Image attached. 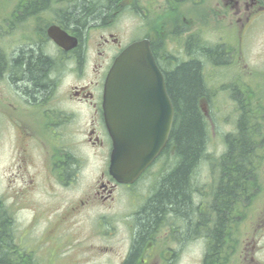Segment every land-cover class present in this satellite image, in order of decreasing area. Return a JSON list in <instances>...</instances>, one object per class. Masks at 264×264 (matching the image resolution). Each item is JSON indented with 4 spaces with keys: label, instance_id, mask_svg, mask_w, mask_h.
<instances>
[{
    "label": "rangeland",
    "instance_id": "1",
    "mask_svg": "<svg viewBox=\"0 0 264 264\" xmlns=\"http://www.w3.org/2000/svg\"><path fill=\"white\" fill-rule=\"evenodd\" d=\"M26 1L0 0V50L3 51L0 53L5 52L8 58H12L18 49L27 48L28 44L34 47V39L37 38L38 30L45 22L44 18L38 17L33 24L26 19L25 13L22 14L23 17H15L18 14V6L25 4ZM216 1L191 0L190 5H187L184 0L180 6H174V10H168L164 0H128L123 10L115 13L110 27L88 28L85 35L91 43H94L103 33L102 30L106 29L122 43H126L136 36L142 38L144 32L141 20L145 19L146 21L143 22L146 23L149 32H154L157 27L164 28V35L169 40L165 47L168 53L172 52L168 47L172 48L182 43V48L186 51L187 34L174 30L181 29L182 16H190L195 23L192 28L196 38L201 40L204 38L212 44L211 46H215L220 33L228 31L229 34L232 31L229 24L235 21V17L229 15L227 19L222 18L218 22L219 17H216L214 11ZM127 4L135 5L137 12L128 13V9H124ZM236 37L237 33L233 37H230V34L227 36L229 47L235 42ZM242 46V59L232 60L230 63L232 67H223L221 64L217 66L212 60H206L208 58L204 56L205 43H193L188 54L189 58L193 57L203 64L201 70L210 83L208 98L204 99L203 103L206 111L205 120L211 132L207 146L209 154L206 155L205 152L206 156L202 157L196 171L198 180L196 197H202L201 199H205V193L212 197V192L218 186V182H213V171L218 157L220 158L225 150L224 135L231 133L232 124L242 115L240 100L243 99L242 102L244 99L245 102L251 100L255 106H264V15H261L248 31ZM47 50L51 51L50 48ZM11 86L6 76L0 78V198L14 217L10 232L12 244L23 255L25 251L34 249L33 258L36 264H70L75 257L73 247L81 241H84V249L91 246L93 250L111 248L115 251L114 255L123 257L125 247L129 243V233L122 220L129 222V216L139 208V202L145 200L146 193L155 181L153 178L158 176L157 171L170 165L174 166L173 152L170 151L150 169L151 180L147 175L132 188V191L118 187L112 199L102 205L99 201H94V197H98L99 193L102 194L98 182L101 181L99 175L103 173V169L104 171L106 169L103 160L100 157H91V151L87 147H81L79 150L83 154L84 162L79 163L78 170L74 171V167L67 171L66 184L63 180L59 182L61 172L54 166L50 167L53 173L50 177L46 165L49 161L57 163L60 158L45 156L37 147L35 135L31 134L35 139L28 138L27 135L22 139L21 124L15 120L18 116L13 106L16 104L15 101L23 100L24 97ZM258 120L264 121L262 116H259ZM22 132L25 133V128ZM20 145L27 151L19 154ZM249 182L250 187L244 195L252 197L254 218H261L264 212V209H261L262 205L264 206V188L258 192V184L264 186L263 166L261 175L255 176ZM102 218L106 221H101ZM55 223L56 228L50 229ZM100 223H108L114 229L111 230L108 224L99 226ZM106 232L111 236L108 237ZM55 234L58 236V241L52 237ZM261 243H263L262 239ZM49 251L56 252V259L53 262H50L46 256ZM77 259L80 264H112L116 260L113 255L89 252L88 249L83 254H79Z\"/></svg>",
    "mask_w": 264,
    "mask_h": 264
},
{
    "label": "flooded vegetation",
    "instance_id": "2",
    "mask_svg": "<svg viewBox=\"0 0 264 264\" xmlns=\"http://www.w3.org/2000/svg\"><path fill=\"white\" fill-rule=\"evenodd\" d=\"M66 1L69 0H46L45 5L38 7L32 4L36 0H32L26 5H19L18 14L15 15L18 18L23 17L22 14L25 13L26 19L33 24L38 17L45 19L44 25L38 30L37 38L34 39V47L29 44L27 48L18 49L12 55V58L15 59L26 54L27 57L34 55L47 59L52 67L48 77L49 85L45 90H42L44 92L35 95L36 91L30 86H25L22 79H12L9 70L0 74L1 79L6 76L11 82V87L24 97L23 100L15 101L16 104L13 106L15 114L18 116L15 120L21 124L22 139L25 135L31 138V134H33L37 138L38 149L45 156L60 158L57 163L49 161L46 170L50 176L53 174L50 169L51 166L58 169L61 172L59 182L63 180L64 184L68 180L66 170L68 164L72 166V169L75 167L74 171H76L80 167L79 163L84 162L78 146H85L101 157L105 166L109 161L112 143L103 120L102 92L106 74L114 59L122 51V45L118 38L111 32H107L106 29L102 30L103 33L98 36V40L94 43L90 42L85 32L88 28L103 29L110 27L115 12L123 10L122 8L128 0H122L118 5L107 9V15H105L102 23L90 25L82 33L64 24L61 18L63 12L75 7V5L69 4L70 1L65 4ZM164 1L168 10H174V6H180V3L184 2V0ZM185 1L187 5H190L191 0ZM126 8L131 14L137 12L135 5L127 4L124 9ZM214 11L216 17H219L218 22L222 18L227 19L229 15L235 17V21L229 24V28H231L230 30L238 28L236 33L237 36H240L254 25L259 15L264 14V0H217ZM182 17L181 29L174 31L187 34L185 37L186 51L182 48L183 43L172 46V48L168 47L174 56L165 50L169 40L164 36V28L157 27L155 32H149L146 23L143 22L146 20H141V27L144 32L141 39L149 40L153 57L161 70L176 68L180 65L179 63L194 60L193 57L189 58L188 56L193 43H205V54L207 55L213 50H217L220 53L221 66L223 67H232L230 64L232 60L235 61L240 58L241 37L236 38L235 46L232 47L234 51L224 41L225 33H222L223 36H219L215 46H211L212 44L204 38L202 40L196 38L192 28L195 25L193 18L190 16ZM46 25L47 27L54 25L76 39V47L71 50H64L55 45L46 35ZM47 48H50L51 51ZM6 58L12 59L11 57ZM201 65L203 66V64ZM217 66H220V63H217ZM201 74L203 75L202 70ZM240 77L242 78V75ZM24 128L25 133L22 132ZM32 138L35 139V137ZM78 139H81L80 143H76ZM26 151V148L20 145L19 154ZM227 151L226 149L225 153ZM252 155L254 156L253 160L256 157V160H259V157L264 156V149L252 150ZM146 174L147 172L143 177ZM161 177L160 183L164 177L162 171ZM151 178L152 175H150ZM99 179H101L98 184L102 194L99 193L98 197H94V201L97 200L104 205L112 199V195L119 185L105 173H101ZM126 188L130 189V187ZM258 192H260L259 187ZM150 198L141 202L142 207L129 216V222L122 220L129 233V243L125 247L123 257L114 255L115 251L111 248L104 247L93 250V246H91L84 249V241H81L73 247L75 257L70 264H80L77 256L83 254L87 249L89 252L113 255L116 260L112 264H125L134 250L138 226L137 217ZM201 198L195 195L192 197L193 207H198L199 212L192 215L189 224L173 213H166L158 225L148 234L131 264H264V235L261 234L264 232V212L261 218H254L252 197L244 196V194L238 197L233 208L226 214L225 226L220 239L215 241L209 235L217 221V214L208 211L209 206L213 203V197ZM205 216L210 218L207 223L204 221ZM100 220L106 221L104 218ZM103 224L107 225L108 223ZM103 224L100 223L99 226ZM56 226L55 223L50 229H54ZM108 226L111 225L108 224ZM110 228L111 230L114 229L113 226ZM106 235L111 236L107 232ZM52 237L54 240L58 239L56 234ZM261 239L263 243L260 244ZM66 242L68 241L66 240ZM76 242L77 240H75Z\"/></svg>",
    "mask_w": 264,
    "mask_h": 264
},
{
    "label": "trees",
    "instance_id": "3",
    "mask_svg": "<svg viewBox=\"0 0 264 264\" xmlns=\"http://www.w3.org/2000/svg\"><path fill=\"white\" fill-rule=\"evenodd\" d=\"M121 1L72 0L69 4L75 7L65 10L61 18L66 26L82 33L88 26L102 23L108 12L106 10ZM32 4L41 7L46 4V0H36ZM219 55L217 50H213L204 56L216 64H221ZM51 67L47 59L41 56L27 57L26 54L16 59H7L0 53V74L9 70L12 79H22L25 86H30L36 91L35 95L42 94V90L48 87ZM163 74L167 93L175 109L173 129L163 155L166 156L172 151L175 163L174 168L164 175L162 182L137 217L134 250L125 264L132 263L148 234L166 213H173L189 224L192 215L199 212L198 207H193L192 197L198 193L196 171L202 157L207 155L205 152L210 137L199 102L208 98L209 92L201 74V64L196 59L182 63L171 71H164ZM242 101L240 100V103ZM242 107L244 106L241 104V109ZM247 114H242L239 118L236 124L237 133L225 138L228 151L218 159V166L215 164L213 171L220 174L219 184L212 192L213 203L208 208V211L217 214L215 227L209 233L214 241L221 237L227 212L233 208L238 197L246 194L250 187L249 181L254 178L252 172L256 169V159L253 160L252 150L256 149V142ZM71 169L72 166L68 164L66 170ZM12 220L11 212L0 198V264H20L17 248L11 242ZM209 220V216H205V223Z\"/></svg>",
    "mask_w": 264,
    "mask_h": 264
},
{
    "label": "water",
    "instance_id": "4",
    "mask_svg": "<svg viewBox=\"0 0 264 264\" xmlns=\"http://www.w3.org/2000/svg\"><path fill=\"white\" fill-rule=\"evenodd\" d=\"M49 36L62 46L54 28ZM105 121L115 141L109 173L132 183L165 148L173 124V107L148 42L127 48L109 71L103 95Z\"/></svg>",
    "mask_w": 264,
    "mask_h": 264
},
{
    "label": "bare ground",
    "instance_id": "5",
    "mask_svg": "<svg viewBox=\"0 0 264 264\" xmlns=\"http://www.w3.org/2000/svg\"><path fill=\"white\" fill-rule=\"evenodd\" d=\"M127 3V2H126ZM131 3V2H130ZM111 9V8H110ZM127 9V8H126ZM116 13V12H115ZM41 41V40H40ZM203 44V43H202ZM29 45V44H28ZM201 45V44H200ZM207 49V48H206ZM195 51V50H194ZM193 56V55H192ZM191 60V59H190ZM178 62V61H177ZM204 73V72H203ZM162 178V177H161ZM196 184V183H195ZM194 188V187H193ZM232 223V222H231Z\"/></svg>",
    "mask_w": 264,
    "mask_h": 264
}]
</instances>
